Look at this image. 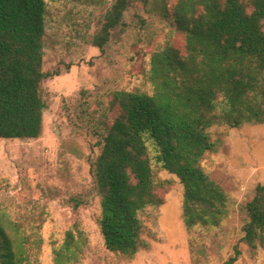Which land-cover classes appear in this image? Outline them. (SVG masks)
I'll use <instances>...</instances> for the list:
<instances>
[{"label": "trees", "instance_id": "1", "mask_svg": "<svg viewBox=\"0 0 264 264\" xmlns=\"http://www.w3.org/2000/svg\"><path fill=\"white\" fill-rule=\"evenodd\" d=\"M82 1V0H69ZM136 0H114L93 45L102 52L115 29H125ZM156 9L172 31L152 53V92L113 91L115 114L104 117L102 151L91 163L101 196V231L107 248L134 256L144 245L139 211L162 205L146 136L159 150L163 168L183 186L182 217L189 233L218 226L228 195L204 170L205 154L218 147L211 128L264 124V0H161ZM46 0H0V138L31 139L43 133ZM182 35L183 44L175 37ZM241 243L264 249V184L246 205ZM19 233V229L15 228ZM0 220V264H39ZM57 252V264H66Z\"/></svg>", "mask_w": 264, "mask_h": 264}, {"label": "rangeland", "instance_id": "2", "mask_svg": "<svg viewBox=\"0 0 264 264\" xmlns=\"http://www.w3.org/2000/svg\"><path fill=\"white\" fill-rule=\"evenodd\" d=\"M136 0L125 29H115L102 52L93 36L114 0H46L43 133L39 138H0V220L39 264H225L242 237L247 203L264 184V124L211 128L218 147L205 154L204 170L228 195L218 226L189 233L182 217L183 186L163 168L155 140L146 136L162 205L139 211L144 245L134 256L109 250L101 231V196L91 163L102 151L101 122L115 114L113 91L152 92V51L172 24L156 5ZM170 4L173 0H169ZM182 35L175 37L183 44ZM19 229V233L15 230ZM235 264H264V249L241 243Z\"/></svg>", "mask_w": 264, "mask_h": 264}]
</instances>
